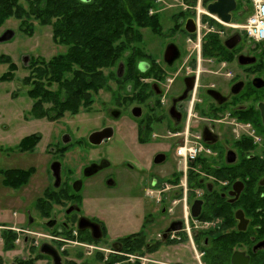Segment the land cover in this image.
Masks as SVG:
<instances>
[{"label": "flooded vegetation", "instance_id": "obj_1", "mask_svg": "<svg viewBox=\"0 0 264 264\" xmlns=\"http://www.w3.org/2000/svg\"><path fill=\"white\" fill-rule=\"evenodd\" d=\"M236 3L228 24L212 17V25L193 16L171 17L164 69L152 61L151 51L137 47L135 55L142 59L134 66L133 80L125 88L124 80L114 81L120 95L116 106L102 110L100 127L76 139L59 136L49 149L54 157L49 182L29 204L23 231L34 223L28 218L33 210L45 233L33 245L50 259L12 264H186L182 248L196 264H236L235 259L264 264V38L254 41L244 34L240 26L251 8L245 0ZM178 35L187 38L186 59L175 41ZM103 129H111V136L91 145L89 136ZM123 132L131 135L133 148H150V157L139 162L127 156L112 163L105 154H92ZM186 140H196L203 151L184 165L175 151ZM161 141L169 143L166 149L149 145ZM82 147L88 150L79 157ZM64 157L67 165L59 160ZM53 162L60 164L58 186L50 170ZM194 201L199 202L197 217L191 212ZM109 202L126 210L114 212ZM131 203L137 205L139 220L128 212ZM236 215L242 217L243 230ZM112 216L119 222H107ZM111 226L138 230L117 236L109 232ZM63 246L79 258L63 259ZM88 249L102 258L85 259ZM45 250L56 252L57 259Z\"/></svg>", "mask_w": 264, "mask_h": 264}, {"label": "rangeland", "instance_id": "obj_2", "mask_svg": "<svg viewBox=\"0 0 264 264\" xmlns=\"http://www.w3.org/2000/svg\"><path fill=\"white\" fill-rule=\"evenodd\" d=\"M157 1L149 11V15L157 17L159 23L158 29L152 30L145 27L137 31L140 33V42L132 44V56L134 59L137 47H141L142 49L144 46L149 52L151 51L150 58H153L152 61H156L158 66L162 65L164 69L162 51L164 44L168 40V35L171 34L169 32L173 25L171 17H174L179 12H183V17L193 16L197 19V11L199 9V11H205V5L210 0H201V8H199L198 0ZM193 1L194 4L192 3ZM19 3L26 11L25 0H19ZM199 16V21H203L202 24L212 25L214 23V20L208 15L200 13ZM7 29L14 31V37L8 42L0 43V58H2V61H0V78L10 71V64L14 68L10 71L12 74L11 78L0 81V227L5 228L7 226L12 228L11 232L14 234L15 239L11 247H8L5 244L6 241L2 232H9V230L0 229V259H3L4 264H12L16 259H50L45 255L38 254L37 246L33 245L39 242L38 235L45 234L43 231L40 232L41 229L39 227L41 226H39L37 221H41V219L33 210L32 212L30 211L31 216H28V218L31 217L33 219L31 222L34 221V223L28 228L29 231L23 232L27 224V215L25 213L29 210V204L37 196L41 195L44 187L49 182L48 167L54 159L49 153V149L55 146V143L59 140V136L62 137L65 133L73 134L76 139L78 136H83L93 131L94 128H99L102 110L105 107L116 106L114 104H116V98L120 95V92L114 83L116 80L112 79L99 92L91 93L93 103L90 104L91 106L88 109H81L77 117L65 113L57 121H47L45 118L34 119L31 114L33 100L29 98L28 91L35 81L33 69L38 66L35 62L44 61L47 63L53 56L64 53L66 49L63 45L53 41L51 24L40 26L39 22L32 17L24 16L21 19L10 17L0 26V35ZM175 38L176 40H174L182 49L183 59L190 57L188 56L190 52L187 51L185 43L187 38L183 35H178ZM124 55H126V52ZM23 57H28L25 65L22 61ZM140 59H142L141 56H136L134 66ZM119 65H122V63ZM119 65L117 64L111 69L114 74L118 71ZM153 65L155 64L153 63ZM122 69L124 70V68ZM166 76L165 74L164 77L166 78ZM26 79H29L27 83ZM132 80L133 78L130 81L124 80L125 84L123 87L125 88L126 85H130ZM47 88L54 91L56 86L51 84ZM120 124L121 120L116 121V129H119ZM34 133H39L42 137L34 150L32 152L17 150V144L20 140ZM131 138L130 134L126 135L124 132L115 135L108 143L102 145L100 149L92 151V154H105L112 163H117L127 156L135 158L139 162L142 161L141 158L143 157L146 159L150 157L148 152L151 149L145 147L143 150L140 147L138 149L133 148L130 145ZM149 145L155 148L166 149L169 143L161 141L149 143ZM83 150L87 152L88 147H82L77 150L79 157L81 154L83 155ZM65 158H59V160L63 161V165H67ZM29 167L34 168L35 172H33L28 185L15 189L6 187V181H4L3 177H5V172L8 169L29 170ZM116 192L121 194L122 190H117ZM108 208L114 212L125 209L116 203L111 205V202H109ZM136 208V203H131L128 212L137 213V219L139 220V211ZM110 215H114L113 212H110ZM119 220L120 218L112 216L107 219V222L118 223ZM136 230L138 228L124 230L111 226L109 232L117 236H124ZM25 235L29 237L27 243L24 242ZM62 249H64L63 259H71L70 257L79 258L72 248L63 246ZM106 249L109 250L108 248ZM58 250L62 252L60 248ZM88 252L90 254H85L84 256H87L85 259L102 258L101 252L96 249H88ZM179 253L187 258L185 259L186 264H196L194 260L188 259L190 253L187 249L182 248ZM103 254L108 255V252H104ZM144 257L146 259V256Z\"/></svg>", "mask_w": 264, "mask_h": 264}, {"label": "trees", "instance_id": "obj_3", "mask_svg": "<svg viewBox=\"0 0 264 264\" xmlns=\"http://www.w3.org/2000/svg\"><path fill=\"white\" fill-rule=\"evenodd\" d=\"M156 1L25 0V11L19 0H0V26L10 17H32L40 26L51 24L53 41L66 49L47 63L35 62L38 65L33 69L35 81L28 91L33 100L32 117L55 121L65 113L75 115L91 106V93L99 92L109 80L130 81L135 61L132 44L140 40L137 31L145 27L158 29L157 17L149 15ZM118 62L124 68L122 77L111 70ZM13 68L10 64L9 70ZM10 71L0 81L11 78ZM51 84L56 86L54 91L47 88ZM39 141L40 135L24 137L17 144V150L32 152ZM32 174L33 169L8 170L3 179L6 187L15 189L26 186ZM2 233L5 244L11 247L14 234Z\"/></svg>", "mask_w": 264, "mask_h": 264}, {"label": "water", "instance_id": "obj_4", "mask_svg": "<svg viewBox=\"0 0 264 264\" xmlns=\"http://www.w3.org/2000/svg\"><path fill=\"white\" fill-rule=\"evenodd\" d=\"M84 2H87L89 0H81ZM236 0H213L211 2H209L206 7V13L214 18H218L221 22L224 23H229L231 20V15L232 12H234L236 10ZM192 20H188L187 24H189ZM187 32L192 33V31H190L187 27ZM14 37V31L7 29L6 31H4L1 35H0V43H5L10 41L12 38ZM28 57H23L22 61L25 65L26 60ZM122 65H119L118 68V76L121 75V71H122ZM137 116V115H136ZM111 136V129H103L101 131H97L92 133L89 136V143L91 145H99L102 141L107 140L109 137ZM205 141L209 142L208 140L205 139ZM162 158L158 159V161H161ZM50 170L52 172V176L55 180L54 182V186H58L59 182H60V164L59 162H53L50 166ZM236 185L234 184V189H235ZM232 194V193H229ZM197 203H199L198 201H194L191 205V212H192V216L193 217H197V213H195L196 211H198L197 209ZM236 218L240 220L238 229L239 230H243L244 229V225H243V221H242V217L238 215H236ZM260 247V245L256 246V249H258ZM44 254L51 256L53 259H57V255L55 253H49L48 250L43 251ZM236 264H239L240 260L239 259H235ZM246 260H244L243 263L241 264H245Z\"/></svg>", "mask_w": 264, "mask_h": 264}, {"label": "built area", "instance_id": "obj_5", "mask_svg": "<svg viewBox=\"0 0 264 264\" xmlns=\"http://www.w3.org/2000/svg\"><path fill=\"white\" fill-rule=\"evenodd\" d=\"M159 1L161 0H158L157 2ZM198 1H199V8H201V0ZM245 1L250 6L251 13L248 15L245 24L240 26V29L243 30L244 34L249 39L254 41H260L264 38V0H245ZM199 10L197 11V19H196L198 22L200 19L199 16L200 13L208 15L206 13V10L205 11H199ZM208 16L212 17L210 15ZM202 151H203V147L196 140H186L182 145H179L177 147L175 151V155L185 165L189 161L194 160ZM183 201H185V195L183 197Z\"/></svg>", "mask_w": 264, "mask_h": 264}]
</instances>
